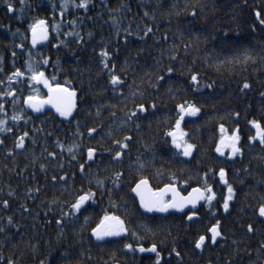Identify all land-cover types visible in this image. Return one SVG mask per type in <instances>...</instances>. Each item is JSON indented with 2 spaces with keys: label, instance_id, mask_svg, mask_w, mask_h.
Wrapping results in <instances>:
<instances>
[{
  "label": "trees",
  "instance_id": "obj_1",
  "mask_svg": "<svg viewBox=\"0 0 264 264\" xmlns=\"http://www.w3.org/2000/svg\"><path fill=\"white\" fill-rule=\"evenodd\" d=\"M84 3L0 0V264H156V253L138 250L153 244L160 264H264V143L250 123L264 128V0ZM39 20L42 48L30 36ZM29 65L75 92L73 116L25 103L48 90ZM181 104L200 110L181 120L188 156L167 135ZM221 125L240 137L233 157L216 151ZM141 179L183 194L211 186L215 196L193 221L146 216L130 193ZM106 214L127 231L97 241ZM214 224L223 239L196 249Z\"/></svg>",
  "mask_w": 264,
  "mask_h": 264
},
{
  "label": "snow or ice",
  "instance_id": "obj_2",
  "mask_svg": "<svg viewBox=\"0 0 264 264\" xmlns=\"http://www.w3.org/2000/svg\"><path fill=\"white\" fill-rule=\"evenodd\" d=\"M80 7H85L84 0H81ZM9 11H12L11 5H9ZM257 19H260V13L257 12ZM260 23L264 24V19H260ZM45 22L43 20H39L36 22V24L31 25L32 33H33V44L36 43L37 40V30L39 29L41 33V38L46 39L47 38V31L44 27ZM101 55L103 57H107L108 53L106 51H102ZM47 63V61H45ZM105 67H107V64H105ZM29 70L32 72L31 79L36 80L38 83H43L44 86L48 89V96L46 99L43 100H36L32 97H29L25 103L29 105V107L33 108V110L38 111L44 104H50L52 105L57 112L60 113L61 116H67L71 108L74 107V104L71 103L72 97H74L75 92L70 91L67 88H64L61 85H56L53 87L52 84H50L47 80V78L44 76L43 72H38L34 68L29 65ZM169 71H171V68H169ZM15 75H23L22 72L17 70ZM11 79V77L9 78ZM198 77L197 75H192V81L195 83L197 81ZM119 81V78L115 75L112 76L111 82L115 85ZM245 88L248 87L247 84L244 85ZM11 95V93H8ZM141 111H145L144 105L140 104L137 106ZM177 108L179 110L178 115L179 119L176 120V126L175 128L168 132L167 135L172 137V143L177 147L181 148L183 147L184 152L183 154L185 156L190 155L192 145L187 144L186 142L181 143L182 138L184 136L183 131L180 129L181 120L185 117V115L194 116L196 113H198L200 110L193 104H188L187 106L181 104L177 105ZM13 119H18V117H13ZM3 121H0V124H2ZM256 129H257V136L260 138V142L264 143V128H261L260 124L257 121H251ZM94 129H89V132H93ZM220 131L222 133L221 136V143L217 145V152L222 151L221 145L224 143L225 139L230 140V147L232 148V153H236L239 151V148L237 147V142L239 141L240 137L237 134L236 131L232 133L231 137H225V129L224 126H220ZM27 135V133H25ZM251 139V138H250ZM119 143V142H117ZM23 139L20 138L17 147L22 146ZM126 146V145H122ZM71 151V149H69ZM94 152V149L88 150L89 158H91L92 154ZM121 156L120 152H116V158H119ZM81 169H83V165H81ZM119 176V174H117ZM224 169L220 170V177L221 180H224ZM226 183V181H225ZM149 182L147 179H141L137 182L136 186L132 189V191L140 198V205L145 210L151 212V211H159V212H166L170 208L177 209V210H183L185 205L191 204L195 206L196 202L201 199H207L208 201H211L215 193L212 191L211 186H209L206 190L202 191L199 188H194L192 192L188 194L187 197L180 196L179 192L176 189V186L174 184H166L163 188L157 189L153 191L149 186ZM171 192L172 193V199L166 200V194ZM206 193H211V195H207ZM228 193L229 195L225 198L224 207L227 209L228 207V201L231 199V193H232V187L231 185H228ZM90 198V194H85L83 196H80L76 203L72 205V208L74 210H79L80 206ZM259 214L261 216H264V204H262L259 208ZM195 216V212H192L188 219L191 220ZM87 219V218H86ZM219 223V222H217ZM249 230H251V226H249ZM93 235L99 240L103 239L105 236H119L121 233L126 232L127 229L123 225V221L120 220L118 216L114 215H108L106 214L103 220L100 224L97 225L96 228L93 230ZM209 231L212 233V240L215 242L216 237L220 234L217 230V225H213ZM133 235H135L133 233ZM205 241V236L201 235L199 239L196 240V247L200 248ZM125 248L131 249V244H125ZM140 252L150 251L156 253L157 256V262L156 264H160V254L157 251V247L155 244H153L149 249H145L142 245L139 246L138 249ZM11 264V261L9 262Z\"/></svg>",
  "mask_w": 264,
  "mask_h": 264
},
{
  "label": "water",
  "instance_id": "obj_3",
  "mask_svg": "<svg viewBox=\"0 0 264 264\" xmlns=\"http://www.w3.org/2000/svg\"><path fill=\"white\" fill-rule=\"evenodd\" d=\"M30 36H31V41L33 42V33H32V31H31V34H30ZM46 40H47V38L46 39H43V38H41V33H40V31H39V29L37 30V40H36V43L34 44L37 48H42L44 45H45V43H46ZM47 96H48V90L46 91V98H47ZM71 103L72 104H74V107H72L71 108V111H70V113L66 116V117H71V116H73V114H74V112H75V98L74 97H72V100H71ZM47 106H48V108H50L52 111H54V112H56L57 114H60L59 112H57L56 111V109L52 106V105H50V104H47ZM45 109V105H43L37 112H42L43 110ZM138 110L139 111H141L139 108H138ZM141 112H144V111H141ZM255 140H256V142H260V138H259V136H257V129H256V134H255ZM140 181V180H139ZM138 182V181H137ZM137 182L133 185V187L131 188V191H130V193H131V195H132V197L135 199V201H136V203H137V205H138V208H139V210H140V212L143 214V215H146V216H151V215H155V214H159V215H169V214H175V215H179V216H181V215H183V214H185L187 211H189V210H191L192 208H197L198 206H200L201 205V203H202V200L203 199H201V200H198L197 202H196V204H195V206H193V205H191V204H187V205H185V207H184V209L183 210H177V209H173V208H170L168 211H166V212H159V211H151V212H149V211H147V210H145L144 208H142L141 207V205H140V198L132 191V189L136 186V184H137ZM175 185V184H174ZM148 186L150 187V185L148 184ZM165 186V185H164ZM163 186V187H164ZM176 186V185H175ZM163 187H161V188H163ZM151 188V187H150ZM161 188H159V189H161ZM194 188H198V187H194ZM194 188H191L186 194H182L179 190H178V188H177V186H176V189H177V191L179 192V194H180V196H183V197H187L188 196V194L190 193V192H192V190L194 189ZM200 189V188H199ZM202 190V189H201ZM154 191V190H153ZM203 191V190H202ZM168 199V200H171L172 199V193L171 192H169V193H167L166 194V197H165V199ZM189 217V216H188ZM188 217H187V219H188ZM196 218V216H193V218L191 219V220H193V219H195ZM189 220V219H188ZM101 223V222H100ZM212 228V227H211ZM210 228V229H211ZM217 230H218V227H217ZM220 233V232H219ZM208 235H209V237H210V242L212 243V244H214V243H216L217 241H219V240H221L222 239V235L221 234H219L217 237H216V240H215V242H213V240H212V233L208 230ZM94 236V235H93ZM94 238L97 240V241H100V240H102V239H97L95 236H94ZM205 242V241H204ZM203 242V243H204Z\"/></svg>",
  "mask_w": 264,
  "mask_h": 264
},
{
  "label": "rangeland",
  "instance_id": "obj_4",
  "mask_svg": "<svg viewBox=\"0 0 264 264\" xmlns=\"http://www.w3.org/2000/svg\"><path fill=\"white\" fill-rule=\"evenodd\" d=\"M36 100H41V99L36 98ZM186 116H187V117H191V116H189V115H185V117H186ZM224 135H225V137H231V136H227L225 133H224ZM221 136H222V135H221ZM221 136H220V139H219V141H218V144L221 143ZM171 138H172V137H171ZM181 143H184L183 138H182ZM229 145H230V140L225 139L224 143L221 145V147H222V151H221V152H218V153H220V154H228L229 157H233L234 155H236L237 152L233 154V153H232V148H231ZM179 149H180V151H181L182 153L184 152L183 147H181V148H179Z\"/></svg>",
  "mask_w": 264,
  "mask_h": 264
},
{
  "label": "flooded vegetation",
  "instance_id": "obj_5",
  "mask_svg": "<svg viewBox=\"0 0 264 264\" xmlns=\"http://www.w3.org/2000/svg\"><path fill=\"white\" fill-rule=\"evenodd\" d=\"M228 208V207H227ZM197 208H195V209H191V210H189V211H187L185 214H183V215H181V217L182 216H185L186 217V219H187V217L192 213V212H194L195 210H196ZM195 216H197L196 214H195ZM197 219V218H196ZM193 220H195V219H193ZM193 220H190V221H193ZM214 225H217V227H218V231L220 232V230H219V224H214ZM220 234L222 235V233L220 232ZM207 236L208 237H205V242L202 244V245H204V244H206L207 242L209 243V244H211V246H214V245H216L219 241H221L222 239H223V235H222V239L221 240H219V241H217L216 243H214V244H212L211 242H210V237H209V235H208V231H207ZM195 248L196 249H200V248H197L196 246H195ZM168 259V258H167Z\"/></svg>",
  "mask_w": 264,
  "mask_h": 264
},
{
  "label": "bare ground",
  "instance_id": "obj_6",
  "mask_svg": "<svg viewBox=\"0 0 264 264\" xmlns=\"http://www.w3.org/2000/svg\"><path fill=\"white\" fill-rule=\"evenodd\" d=\"M76 108V107H75ZM75 113V112H74ZM74 115V114H73Z\"/></svg>",
  "mask_w": 264,
  "mask_h": 264
}]
</instances>
